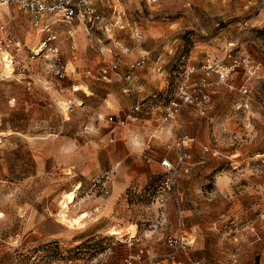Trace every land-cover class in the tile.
Masks as SVG:
<instances>
[{"label": "rangeland", "instance_id": "rangeland-1", "mask_svg": "<svg viewBox=\"0 0 264 264\" xmlns=\"http://www.w3.org/2000/svg\"><path fill=\"white\" fill-rule=\"evenodd\" d=\"M255 1L167 0L151 6L145 0H103L99 5L105 15L123 9L143 32L144 41L136 48L150 52L142 71L149 76L144 81L153 85L147 97L159 94L153 111L174 95L189 65L222 58L230 42L255 62L254 70L234 76L233 90L228 84L217 87L205 116L183 110L177 130L181 126L197 143L196 166L181 181L180 204L163 191L153 166L104 214L116 198L117 179L106 175L111 169L105 160L109 135L95 120L96 110L113 86L131 106L144 96L135 98L138 94L126 89L116 74L101 76L106 60L94 51L103 40L99 31L91 43L78 25L77 51L68 37L62 39L65 62L75 65L71 78L89 96L78 95L80 101L68 113L58 106L65 99L47 86L51 66L43 60L32 66L31 89L17 75L0 81V264L70 259L122 264L131 253L141 252L143 259L146 251L163 256L169 251L163 237L177 235L179 208L192 245L174 264H264V10L256 11ZM9 11L21 39L34 48L28 19L14 7ZM9 11L1 8L0 17L9 21ZM91 71L95 79H86L84 74ZM242 84L251 90L250 110L240 109ZM107 183L113 192L105 195ZM71 192L75 198L65 201L64 193ZM94 202L103 205L94 208ZM75 222L85 224L72 228ZM137 232L142 245L131 249L126 241Z\"/></svg>", "mask_w": 264, "mask_h": 264}, {"label": "built area", "instance_id": "built-area-1", "mask_svg": "<svg viewBox=\"0 0 264 264\" xmlns=\"http://www.w3.org/2000/svg\"><path fill=\"white\" fill-rule=\"evenodd\" d=\"M145 1L151 6H156L167 0ZM102 2L103 0H0V6L4 5L9 10L14 7L28 19L36 38V46L28 48L17 31L19 27L15 24V18L10 11L9 21L0 17V56L7 55L10 58L13 65V78L16 75L21 77L28 89H31L34 83L32 66L36 61L43 60L51 66L48 71L49 76L45 78L47 86H51L49 88H52L60 98L69 103L70 110L76 106L78 95L83 94L88 97V94L81 90V84L71 78L72 74L76 72L68 70V63L65 62L63 55L62 39L64 36L70 40L71 49L77 51L76 28L79 25L84 27L91 43L96 31L103 35V40H100L94 49L99 57L106 60L99 69L101 76L107 77L110 74H116L118 79L124 82L126 89L136 92L138 90L137 72L145 68L150 60L148 50L136 48L144 41L143 32L136 22L130 20L123 9L116 8L112 14L105 15L99 7ZM254 3L256 11L264 10V0H256ZM127 38L134 44L129 43ZM236 45V42H230L225 48L222 58L207 57L201 64L189 65L174 95L163 104L157 105L162 116L155 130L140 140L138 133L132 134L135 146L140 148L142 159L147 164L158 162L161 170L157 174L161 175L163 191L173 194L179 204L181 181L185 176L190 175L196 166L193 150L197 143L196 139L184 132L181 126L177 130L182 112L185 108H192L200 115L205 116L212 104L213 93L218 86L228 84L230 90H233L236 74L256 68L254 60L249 55L236 51ZM24 52H26L25 57H21ZM135 55L137 56L135 57ZM84 76L86 79L95 78L92 71L85 73ZM0 81H4V79L1 77ZM240 92L243 95L240 109L250 110V88L242 84ZM68 95L71 97H67ZM158 98L159 94L153 93L149 97L137 100L124 116L107 115L98 118L106 123L110 134H115L118 129L127 128L141 115H149L155 105L152 102ZM262 107L264 108V99ZM168 135L170 136L166 142L168 153L162 156L153 145V141L161 140L162 137ZM202 150L210 152L208 146H202ZM103 192L105 195L110 193L108 183L103 187ZM186 237V223L182 210L179 208L177 235L163 237L164 244L169 248L166 255L154 256L146 251L147 257L143 259L145 257L143 253H131L125 257L122 264H137V262L140 264H162L164 259L171 260L174 264L179 253L192 245ZM142 242L138 232L134 238H129L126 241L127 246L131 249L138 248ZM142 260H144L143 263ZM57 264L83 263L70 259ZM98 264H107V260Z\"/></svg>", "mask_w": 264, "mask_h": 264}, {"label": "crops", "instance_id": "crops-1", "mask_svg": "<svg viewBox=\"0 0 264 264\" xmlns=\"http://www.w3.org/2000/svg\"><path fill=\"white\" fill-rule=\"evenodd\" d=\"M137 76H138V83H137L138 90L135 93H137L138 95H135V98L137 97L141 98L143 96L147 97L151 93V89L153 86L150 84L151 82L149 80L148 82L144 81L145 78L149 79V76L145 75L142 70L137 72ZM119 81L122 82L123 85H125L123 81L121 80ZM115 90L116 89L113 86L111 92L107 95V97L103 98V102L99 104L97 108L98 110H96V112L98 113L95 115V120L98 123H103L104 125L103 128L106 129L107 134L109 135V139H108L109 149L106 153L105 160L108 162L109 168L111 169L106 172V175L107 176L114 175L113 176L114 179L115 178L117 179L114 182V195H116V198L110 202V205L107 206L104 214L107 213L108 209L110 208L112 209V205L114 201L117 199L118 195L121 192L129 189L132 186V183L135 181V179L146 178L148 172L153 171V166H157L156 171H154V175L161 170L159 168L158 162H155L153 164H147L142 159L140 152H138L140 148L135 146V140L133 139L132 134L138 133V139L140 140L141 138H144L147 134L152 133L159 124V119L162 116V112L160 111V109L159 110L157 109L154 110L153 112H150L149 115L146 114L141 115L140 118H138V120L131 122L127 128L118 129L115 134H110L106 128L107 126L106 123L99 120L98 117L99 116L105 117L107 115L124 116L126 112H128L133 106L130 105L129 101L125 98L124 95H122L120 92H117ZM85 98H89V96L88 97L85 96ZM81 102H83L84 104L85 101L82 100ZM169 138H170L169 135L162 137L161 138L162 143L158 142V140L153 141V145L157 149L158 153L162 156H165L168 153L166 142L169 140ZM110 190L113 192L112 184L110 186ZM94 203L95 204L97 203L96 206H94V208L99 205L100 206L103 205V204H99L100 202H94Z\"/></svg>", "mask_w": 264, "mask_h": 264}, {"label": "bare ground", "instance_id": "bare-ground-1", "mask_svg": "<svg viewBox=\"0 0 264 264\" xmlns=\"http://www.w3.org/2000/svg\"><path fill=\"white\" fill-rule=\"evenodd\" d=\"M4 9V11H9L8 7L6 6H0V9ZM68 68L70 71L74 72L75 71V65L74 63H69L68 64ZM0 69H1V76L3 77V79L6 78H11L14 77V72H13V65L12 62L10 60V58L7 55L4 56H0ZM79 105H82L79 102ZM58 106L59 108L63 111L68 113L69 112V103L67 101H63V100H59L58 101ZM68 174H70V172L68 171ZM75 198V194L73 192L71 193H64V200L65 201H70L73 200ZM85 223L84 222H75L72 226V228H79V227H83ZM112 234L117 233V231H112ZM136 235V234H135ZM135 235H131V237H135Z\"/></svg>", "mask_w": 264, "mask_h": 264}]
</instances>
